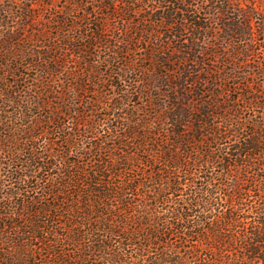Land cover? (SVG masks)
Returning a JSON list of instances; mask_svg holds the SVG:
<instances>
[{"label":"trees","instance_id":"obj_1","mask_svg":"<svg viewBox=\"0 0 264 264\" xmlns=\"http://www.w3.org/2000/svg\"><path fill=\"white\" fill-rule=\"evenodd\" d=\"M187 1L155 0L153 20L142 18L139 31L127 28L118 39L127 48L118 46L116 57L138 51L139 33L179 35L188 22L194 33L185 46L172 48L161 40L144 50L140 59L151 68L139 66V71L152 76L144 78L140 72L131 84L145 89V109L127 112L126 122L103 129L107 138L80 150L79 157L93 156L85 163L68 162L70 152H64L63 144L73 150L77 137L93 140L110 114L95 126L74 107L93 105L92 118L96 104L109 106L110 112L122 109L120 103L100 101L99 91L89 89L96 80L103 90L105 82L86 60L95 57L89 52L98 47L90 42H101L102 21L106 25L120 15H137L151 2L75 1L72 7L83 12V22L91 15L88 5L106 12L89 36L82 26L70 24L55 40L62 45L47 41L43 46L47 55L30 46L17 49L29 40L18 31L29 25L10 28L13 11L1 7L0 264H264V86L251 82L250 72L238 73L237 59L241 56L246 65L248 50L223 54L230 69L211 74L204 67L208 51L199 41L208 38V28L197 22L199 15L212 5V17L220 21L230 7L222 14L218 3L236 0ZM29 11L25 8L19 18L32 21ZM125 19L130 26L132 20ZM238 19L227 29L231 43L252 35L243 16ZM60 25L67 23L54 29L60 31ZM74 31L76 37L70 35ZM178 35L172 37L179 44ZM75 59L82 67L64 72L68 88L62 89L66 98L60 100L53 80ZM259 65L262 75L264 64ZM157 67L166 73L155 74ZM121 71L136 70L125 65ZM75 115L82 124L75 121V134L65 136L53 153L56 143L50 139L62 130L61 117ZM79 125L89 133L80 132ZM46 143L52 145L43 151ZM7 183L13 186L6 188Z\"/></svg>","mask_w":264,"mask_h":264},{"label":"rangeland","instance_id":"obj_2","mask_svg":"<svg viewBox=\"0 0 264 264\" xmlns=\"http://www.w3.org/2000/svg\"><path fill=\"white\" fill-rule=\"evenodd\" d=\"M77 0H0V25L2 24V21L5 19V15L2 14L1 7H4L5 9H9L13 11V14L11 16V21L9 24L10 28H16L19 27V25H22L23 23L28 24L29 27L25 30H19L18 34L22 35V38L26 37L29 39L26 41L24 39V43L17 46L18 50H21L22 47L29 48L32 47V50H35V53H40L41 55H47L48 51L43 47L46 45L47 41H50V45L53 46L56 38H62L64 34H66L69 30L70 24H78V26H82L84 30L86 29V36H89L88 30H96V19L100 20V14L105 13L106 11H102V9H94L92 6H86L85 9L89 11L91 14L88 21L83 22V12L81 10H75L74 7H72V4ZM145 2V6L148 4V2H151L149 5V8L141 9V11L137 14H129L128 15H120L117 17H114L112 19L107 20L109 23L106 25V21H102L103 28L105 30L104 34L102 35L101 42H90L92 44H96L98 46L95 50H90V54H93L95 57H87L88 62H93V68L97 71L98 77H102L104 79V88L99 86L97 88V81L94 80L90 83L89 89L90 90H97L99 91V94L101 97H98L100 101H104L107 104L111 103V105H115V103H120L122 109L121 110H115L114 112H110L111 108L105 105H95L94 107L99 108L98 112L94 114V118H92L93 113L89 114V111L93 110V105H88L86 109L84 107H80L79 105H76L74 107L75 110H77L79 115L81 116L83 113H86L87 119L85 120L86 123L91 125H97L98 121L102 119L103 114H110L109 118L102 124H100V130L94 139L91 140L89 137L87 139L77 137L76 147L73 150L68 149L65 144H63L64 152L69 151L68 155V162L74 163H85L88 162V160L93 159L91 157L85 155L83 157H79L78 154L80 150H88L90 146L92 145L91 142L94 143H100L105 138L108 137V133H103L102 130L105 131L108 130L111 126H116L118 124H122V122H126V114L127 112H142L145 109L146 102L148 101V98L144 96L145 89L143 86L140 85H134L131 84L134 80V75L136 74L138 77H140L139 66H143L145 68H151V65L149 62L141 61L140 57L144 55V50L148 49H154L158 45H160L161 40L164 42H168L169 46L172 48H176V46H185L187 43L193 39V31H192V24L189 22L186 23V29L180 33L179 35L176 34V31L170 34H166L163 36H147L144 34L139 33L138 38L140 39L139 43V49L134 54L126 52H122L119 54L118 57L114 54V52L118 51V46L120 49L127 48L125 45H119L117 41L122 36V38L126 35L127 28L129 30L133 31H139L138 30V24L141 23L142 18L148 17L152 19L153 12L156 11L155 8H157L155 4V0L148 1V0H141ZM194 0H188V3L193 4ZM106 2V0H104ZM222 3V2H221ZM221 3H218L217 7L223 12L226 9L225 6L230 7L228 13H225V16L220 15V21L215 20L212 17L213 11L212 5L208 6L205 11H202L199 15L200 20L197 21L199 24H201L203 27L208 28L206 32V35L208 38L201 39L199 41V45L204 48V50L208 51L207 57L204 58L205 60V70H210L209 72L212 74L215 70H222V69H230V66L225 67L226 57L223 54H235V50L244 51L248 50V58L246 60V65H242L240 62L244 61V59L240 56L237 60H239V66H237L240 70L238 73L244 72V73H251L252 76L251 82L254 83H261L264 86V67L262 70V75L259 74V64H264V50L262 49L264 46V28L262 27V21L261 18H264V0H236V2L232 3L230 2L221 5ZM207 4V3H206ZM152 6L154 8H152ZM29 7L32 11H29L33 16L34 19L32 21H24V18H19L20 15H23L24 9ZM120 7L122 5H118V10L120 11ZM67 9H72L74 12L70 16H65L63 14L64 11ZM195 9V8H192ZM112 12V10H110ZM17 13V14H16ZM22 13V14H21ZM211 14V15H210ZM239 15L243 16V21L248 22L249 25V32L252 34L250 37L242 38L244 42H240L239 39L235 38L234 41L231 43L229 39H227V36L230 35L228 28H231L235 26L239 22ZM263 16V17H261ZM130 18L132 20V23L130 26L126 22L125 18ZM153 20V19H152ZM65 21L67 25H60L61 30L57 31L56 24L62 23ZM191 21H193V16L191 18ZM143 26V24H142ZM150 26V25H146ZM1 27V26H0ZM153 28V27H152ZM150 28V29H152ZM137 29V30H136ZM150 30L149 28H147ZM1 32V30H0ZM96 33V32H95ZM43 34L44 39H41L39 36ZM71 36L76 37L78 35V32H72L70 33ZM179 44L176 43V39H174L172 36H177ZM162 38V39H161ZM202 38V36H201ZM51 39V40H49ZM107 43L111 50L110 52L108 49H104V44ZM57 46L62 45V41H56L55 42ZM225 43V44H224ZM134 48V46H133ZM144 48V49H142ZM148 48V49H147ZM25 49V50H26ZM179 50V49H178ZM22 51V50H21ZM120 52V50H119ZM23 53L26 55L27 53L23 51ZM55 53H52L54 55ZM97 62V64L95 63ZM129 66L133 67L136 71L134 74L126 73L125 71H121L123 66ZM74 66V67H73ZM70 65H66L63 69V73L59 75V77L55 78L53 80V87L55 90L59 91V98L65 99L66 97H63V88H68L67 81L69 79L66 78V75H64V72L67 70H70L73 68L76 72L80 70L82 65L78 62V60L75 59V62ZM179 67V70L183 68L181 65H177ZM177 68V67H176ZM155 74L162 75L166 73L165 70L161 68L155 69ZM256 72V75L255 73ZM29 74L34 75L35 71L28 72ZM142 76L144 78H151L152 74H148V72H141ZM108 75H111L110 78H108ZM31 76V75H30ZM156 81V80H155ZM27 84V83H25ZM157 84V81L154 83ZM117 87V88H115ZM67 95V94H66ZM84 95V94H83ZM232 97L235 96L234 93L230 94ZM82 96V95H81ZM82 98L80 97L79 101H81ZM85 101V100H84ZM88 101V100H86ZM73 113V112H72ZM68 115V114H67ZM74 115V114H73ZM80 116L77 115L73 116L72 118L68 117H61L60 123L62 125V130L57 131V134L53 133L51 136V141L54 140L56 145H48L44 148L43 151H45L47 148H52L53 153H57L60 149L59 143L64 140V137L68 134L74 135L77 127L74 123L75 121L81 123L82 120H80ZM121 117V119H119ZM123 118V119H122ZM80 120V121H79ZM78 123V124H79ZM82 124V123H81ZM61 125H59L61 127ZM75 126V130L74 129ZM54 131V130H52ZM51 131V132H52ZM79 131L83 132L84 134L86 132L89 133V131H86L84 127H81L79 125ZM50 137V136H49ZM44 143V138L39 139V145L42 146ZM42 148V147H41ZM54 148V149H53ZM126 150V149H124ZM58 161V160H57ZM56 172V171H55ZM54 172V173H55ZM7 187L13 186L10 183L6 184Z\"/></svg>","mask_w":264,"mask_h":264}]
</instances>
